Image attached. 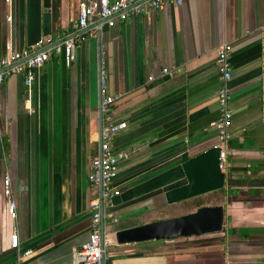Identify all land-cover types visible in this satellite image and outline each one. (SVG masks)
Returning a JSON list of instances; mask_svg holds the SVG:
<instances>
[{"label":"crops","instance_id":"1","mask_svg":"<svg viewBox=\"0 0 264 264\" xmlns=\"http://www.w3.org/2000/svg\"><path fill=\"white\" fill-rule=\"evenodd\" d=\"M78 2L55 0L54 32L74 27ZM223 43L231 45L232 125L224 199L216 204L225 205L226 228L118 244L108 231L188 212L166 203L164 192L186 182L183 161L217 140L211 123L219 116L215 62ZM11 49H28L23 0H0V56ZM101 66L107 92L120 96L113 117L127 123L112 142L129 154L118 164L114 202L143 198L114 213L117 222L105 229V264H264V0H182L97 35L85 33L71 64L54 55L35 69L29 94L23 74L6 76L0 84V264H17L29 249L19 264H74L87 241L97 197L88 174L98 154ZM6 170L19 250L10 243Z\"/></svg>","mask_w":264,"mask_h":264},{"label":"built area","instance_id":"2","mask_svg":"<svg viewBox=\"0 0 264 264\" xmlns=\"http://www.w3.org/2000/svg\"><path fill=\"white\" fill-rule=\"evenodd\" d=\"M182 0H80L78 15L74 27L65 32L59 31L42 35L39 42L24 50L11 49L0 56V84L6 76L12 73L23 74V83L30 92L35 77V69L43 65L54 55H62L66 64L76 60V46L82 35H97L105 27H112L118 22L146 13L151 9H161L168 4H180ZM231 45L223 43L218 48L216 69L220 74V84L216 90L218 104V118L211 123L216 132V142L213 147L219 149V168L227 175V157L230 127L232 125V110L229 105L230 93L228 82L231 78V64L229 57ZM166 68L163 69L165 73ZM106 72L100 68V108L102 112L100 154H96L90 163L91 171L88 179L97 187V197L91 203L92 215L87 241L75 252L74 264H105L107 255L106 226L116 223L117 217L113 213L105 214L104 218V246L100 240V207L103 210L115 205V198L120 189L114 184V177L118 171L119 161L128 158L126 150H115L112 142L116 134L124 130L127 123L115 120L113 117L114 102L120 97L107 92L105 85ZM152 78L149 77V80ZM1 109V105H0ZM31 109L28 107V110ZM101 187V191H100ZM3 194L7 200V211L14 223L11 234V247L19 250V234L17 231V205L13 194L12 179L6 170L3 177ZM32 253L25 250L18 254L19 264L23 257Z\"/></svg>","mask_w":264,"mask_h":264},{"label":"water","instance_id":"3","mask_svg":"<svg viewBox=\"0 0 264 264\" xmlns=\"http://www.w3.org/2000/svg\"><path fill=\"white\" fill-rule=\"evenodd\" d=\"M25 13V44L28 47L39 42L42 35L55 31V0H23ZM160 82V81H159ZM101 96L97 110L98 154H100L102 112ZM186 182L164 192L166 203L178 201L208 193L225 186V174L219 168V149L210 147L191 156L181 164ZM101 191V187H100ZM162 191V190H161ZM148 194L146 197H151ZM138 198L125 204H115L103 210L100 207V240L104 246L103 213H116L128 204L139 201ZM226 208L223 204L200 206L194 211L171 216L148 223L118 229L115 240L118 244L137 243L148 240H171L178 237L201 236L220 233L226 228Z\"/></svg>","mask_w":264,"mask_h":264},{"label":"rangeland","instance_id":"4","mask_svg":"<svg viewBox=\"0 0 264 264\" xmlns=\"http://www.w3.org/2000/svg\"><path fill=\"white\" fill-rule=\"evenodd\" d=\"M66 1L72 2V0H66ZM223 196H224V193L222 191V188H220V189L208 192V193L196 195L194 197L178 201L176 203H178L177 205L179 206V209L180 208L182 209V211L184 210V211L190 212V211H194L198 207L204 206L208 203L216 204L217 202H220V201H222V199H224ZM173 212H174V210H173ZM119 220H120V222L124 221V216L122 214L119 216ZM114 224L115 223H108L106 228H108L109 226L114 225ZM106 233H107V231H106ZM108 233L111 234L112 238L115 239V235H114L115 231H112L111 233H110V231H108ZM210 234H216V233H210Z\"/></svg>","mask_w":264,"mask_h":264},{"label":"flooded vegetation","instance_id":"5","mask_svg":"<svg viewBox=\"0 0 264 264\" xmlns=\"http://www.w3.org/2000/svg\"><path fill=\"white\" fill-rule=\"evenodd\" d=\"M80 1V0H79ZM79 3V2H78Z\"/></svg>","mask_w":264,"mask_h":264},{"label":"trees","instance_id":"6","mask_svg":"<svg viewBox=\"0 0 264 264\" xmlns=\"http://www.w3.org/2000/svg\"><path fill=\"white\" fill-rule=\"evenodd\" d=\"M29 48V47H28Z\"/></svg>","mask_w":264,"mask_h":264}]
</instances>
